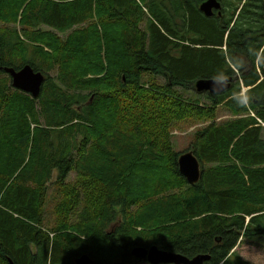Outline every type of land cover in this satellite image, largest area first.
Masks as SVG:
<instances>
[{"label": "trees", "instance_id": "trees-1", "mask_svg": "<svg viewBox=\"0 0 264 264\" xmlns=\"http://www.w3.org/2000/svg\"><path fill=\"white\" fill-rule=\"evenodd\" d=\"M16 2L0 0V264H75L83 255L93 264H139L132 248L154 245L188 258L210 255L205 264H249L233 250L242 237H264V141L253 118L221 126L216 120L221 106L233 115L257 112L252 99L254 94L264 97V82L245 98L239 83L230 101L228 94L185 96L199 79L226 77L227 28L211 35L200 17L194 23L191 16L200 9L193 0H21L9 11ZM43 27L75 30L62 41L51 31H40ZM192 29L198 36L207 32L211 40L195 38ZM241 29L239 23L234 27ZM42 40H51L54 49ZM256 45L252 42L253 63L262 47ZM260 59L264 65V52ZM26 65L45 77L38 98L15 90L5 72ZM119 76L124 78L118 82ZM257 81L255 75L244 86ZM137 96L151 113L125 104ZM108 107L126 119L124 135L114 128L120 132L115 143L111 137L116 133L105 132L104 157L111 163L102 161L96 138L104 127L97 112ZM257 113L264 123V114ZM205 121L211 123L196 134L204 143H191L184 152L193 151L210 168H202L200 183L189 185L177 166L181 152L172 150L170 157V134L180 124ZM141 145L146 148L141 161L148 152L152 158L141 175L159 181L171 163L180 182L179 192L161 188V198L152 196L141 211L142 216L148 210L151 231L140 226L136 240L128 223L112 229L114 209L125 208L126 199L137 205L147 183L128 187L121 181L126 197L111 178L128 167L123 164L135 169L133 155ZM155 164L156 171H149ZM72 172L76 177L70 184ZM53 179L64 186L58 189L63 203L47 212L38 188ZM91 181L96 189H90Z\"/></svg>", "mask_w": 264, "mask_h": 264}, {"label": "rangeland", "instance_id": "rangeland-1", "mask_svg": "<svg viewBox=\"0 0 264 264\" xmlns=\"http://www.w3.org/2000/svg\"><path fill=\"white\" fill-rule=\"evenodd\" d=\"M16 1H17L16 4H14L11 7H8L9 11L12 10L13 8H15L17 6V4H19V2L21 0H16ZM94 18L97 19L96 16ZM18 20H21V17H19ZM106 24H107V28H110L115 33H119L120 32V28L115 26L113 23H106ZM39 30L40 31H49V32L51 31L50 33L53 32L56 37H58L62 41H66L67 37L70 34H72L75 29L72 30V31H69L67 33L66 32L61 33V32H58V31H54V30L49 29L47 27H43V28H41ZM117 39H115V42H117ZM42 42L43 43H48L52 49H54V47H55L51 40L48 41V42L46 40H42ZM101 45H103V44H101ZM77 53H78L77 51L76 52H72L73 57ZM75 59H77V58H75ZM80 59L82 61H84L85 57L80 55ZM150 77L154 78V76H150ZM158 77H161V75H158ZM123 78H124V76H119L118 77V82L121 79H123ZM210 79H212V78H210ZM159 81L162 83L164 81V79L160 78ZM17 91H19V90H17ZM195 92H196L195 90L189 91V93H185V96H190L192 99H198V97L200 95H196ZM226 92H224V94ZM202 100L205 103L207 102L204 98ZM130 103L134 104V106H136V107L139 106V109L135 110L137 112H149V113L152 112L150 107H148V105L139 96H137V101H135V102H132V101L129 102V98L125 100V104H127V106L129 108H130ZM97 114L103 117V120L101 118H98V117H97V119L99 120V122H102V124L104 125V127L102 128L103 131L96 134L97 143L100 146V148L97 151H99L102 154L101 155L102 156L101 157L102 161H109V163H111L112 161H110L109 158L107 159L106 157H104L106 155V149L104 147L103 138L107 137L105 135V132L107 130H112V131H114L116 133L115 136L111 137L112 143H115L114 141L118 140L117 138L119 137L120 132L115 131L114 128H120L122 130V135H124L125 134V130H124L123 125L126 123V119L125 118H121L119 115L116 114V111L114 109L110 108V107L104 108V109L101 108L97 112ZM170 116L173 119V113H171ZM230 117H231V114L229 113V110L226 107L221 106V107L218 108V118L216 120L217 123L224 122L226 119H230ZM167 119H168V117H167ZM209 123H211V122L205 121V122H201V123H195V124L193 123L192 125H187V124L183 123V124H180L177 127V129H174L172 131V133L170 134L171 135V140H170L171 143L170 144H171V147H172L171 152H170V157L172 158V150H173V152H176V153L177 152H184V151L188 150L187 148L189 147L190 143L195 139V135L197 133H199L200 131H202L207 126V124H209ZM110 125L112 126L113 129L110 127ZM174 125H175V123H174ZM237 140H235L234 143ZM140 143H142V142L140 141ZM198 143H204V141L200 140ZM231 148H234V145H232ZM145 149H146L145 146L141 145L139 150L137 151L138 154L135 153L133 155V159L137 158V159H135V161H136L135 162V164H136L135 169L133 167H131L129 164L128 165L127 164H123V165L128 166L125 169L124 166H122L120 164H117V163H114L116 168H120L121 170L125 169V170L121 173V175L115 174V175H113L114 177L111 178L113 184H116L117 188L126 197H128L129 192H128V190L126 188L121 186V184H120L121 181L126 180V184H127L128 187H131L134 184V182H136V181H143V182L147 183V185H146L147 190L144 193H140V199L138 200L139 203L137 205H130L129 201L131 199L130 200L126 199L125 200V208H121V209L115 208L114 209L115 218L117 219V221H116L115 224L112 225V229L116 230L118 227H121V224L123 222L126 223V224L128 223L131 226V231H133V236L135 237V239H136V234L134 232H136V233L137 232H141L140 226H142L141 228H144V230L148 229V230H146L147 232L151 231L150 230L152 228L151 227V221H150V219H148L146 217V214H148L147 213L148 210H147V212L144 210L142 216H141V211L143 210V208H145V206H147V203H149V201L152 200V196H155L156 198H161V197H159L161 192H162L161 188H163L164 191H167L168 193H173L174 194V193L179 192L177 183L180 182V181H179L178 178H176L174 176L173 168H172V164L171 163H170L169 166L166 165V167L164 169V178L160 179L159 181L153 180L154 182L151 183L150 180H152V179H149L147 177V174L141 175V172L144 171V167L147 166V164H149L150 162H152L151 156L148 155L149 152L145 156L144 160L141 161L140 155L141 156L143 155V151ZM116 151L117 150H114L113 152H116ZM99 157H100V155H99ZM132 163H133V161L130 160V164H132ZM144 164H146V165H144ZM177 166L179 167V162L178 161H177ZM4 167L6 168L5 165H4ZM103 167L104 168L108 167V164L103 165ZM168 167H170V168H168ZM149 171H156V164H155V166L153 168H150ZM167 171H168V173H167ZM171 173H172V176H171ZM167 175L171 176V177L166 178ZM142 176H146V177H142ZM54 177L56 179V175ZM75 177H76V173L72 172L69 175L68 181H66V182L70 183V184H73L74 180H75ZM130 177L135 178V179L133 180ZM55 179H53L52 182L46 184L45 188L44 187H42V188L39 187L38 188V189H41L42 194L45 197V200H46V204L45 205H46L47 212H52L54 210V207H56L59 204L63 203V202H61L62 198H61V196L59 194V190L58 189H60V187L64 188V186L61 183H57L55 181ZM90 184H92L90 189H92V188L96 189L94 187V182L93 181L89 182L88 185H90ZM167 187H169L168 190H165V189H167ZM86 194H87V192H86ZM82 199L85 201L84 198H81V200ZM146 199H147V202H146ZM82 204H83V202H80V205H82ZM146 208H148V206ZM137 216H141L142 219H138L136 222L131 220L132 217H137ZM144 237L145 236L141 237V239L143 241H145ZM136 240H138V239H136ZM127 241H128V243H132L133 242L131 240V237H129ZM238 242L239 243H238L237 247L235 248V252L237 253V255H239V257L242 258L243 261H248L249 264H264V237H262V238L255 237V239H246V238L243 239V237H242L241 239H239ZM141 264H147V263L143 262Z\"/></svg>", "mask_w": 264, "mask_h": 264}, {"label": "flooded vegetation", "instance_id": "flooded-vegetation-1", "mask_svg": "<svg viewBox=\"0 0 264 264\" xmlns=\"http://www.w3.org/2000/svg\"><path fill=\"white\" fill-rule=\"evenodd\" d=\"M207 1L193 0V3H197L196 9H200V14H192L191 20L196 23L195 17H200L204 23L209 25L212 32L208 31V33H211V35L221 33L222 30L227 28L224 39L225 50H227L226 77L223 75L212 79L221 82L230 81V88L225 93V95L228 94L229 101L232 100L233 92L237 89L239 83L242 85L240 96H243L244 89H247V94L249 95L250 92L255 90L256 86L264 82V65L261 64L260 59L264 52V0H217L220 4V9L213 8L210 16H207L201 10V6ZM232 15H235V18L233 23L229 24L230 16ZM219 19L221 21H218ZM238 23L242 26V29L234 31V27ZM206 33L202 31L201 36H198L192 29V34L195 38L211 40L207 38ZM230 42L231 47H229ZM252 42L257 43L256 46L262 45L259 58L254 61L255 64L250 53L252 50L254 51ZM230 52L232 53L230 54ZM255 75L258 76L257 84L245 87L244 80L246 81ZM252 100L257 112L264 114V97L260 99L257 94H254ZM257 112L254 111L255 116L258 114ZM256 127L259 126L256 125ZM260 129L259 136L264 141V128L260 127ZM198 142L199 140L196 137L192 143Z\"/></svg>", "mask_w": 264, "mask_h": 264}, {"label": "water", "instance_id": "water-1", "mask_svg": "<svg viewBox=\"0 0 264 264\" xmlns=\"http://www.w3.org/2000/svg\"><path fill=\"white\" fill-rule=\"evenodd\" d=\"M213 8L220 9L217 0H208L201 6L202 12L210 16ZM5 72L12 78V85L15 89L38 98L42 91L44 77L35 74L30 65L24 66L21 70L5 69ZM199 93L210 92L212 94L224 93L229 90L228 81L221 82L216 79H200L195 83ZM180 174L190 185H196L201 181L200 161L193 152H187L179 157ZM131 255L141 262L149 264H205L211 260L210 255H198L188 258L179 253H173L159 249L156 245L151 247L137 246L132 248ZM75 264H93L89 255H83L75 260Z\"/></svg>", "mask_w": 264, "mask_h": 264}, {"label": "bare ground", "instance_id": "bare-ground-1", "mask_svg": "<svg viewBox=\"0 0 264 264\" xmlns=\"http://www.w3.org/2000/svg\"><path fill=\"white\" fill-rule=\"evenodd\" d=\"M29 6V5H28ZM19 13V12H18ZM18 18V17H17ZM24 57V56H23ZM35 74H40L42 77H44L43 76V74H41V73H36L35 72ZM44 81H45V77H44ZM228 83H229V85H230V81H228ZM44 84V83H43ZM212 95H220V94H212ZM244 97V96H243ZM245 98V97H244ZM249 114H251V116H255L254 115V111L253 110H249ZM256 117V116H255Z\"/></svg>", "mask_w": 264, "mask_h": 264}, {"label": "crops", "instance_id": "crops-1", "mask_svg": "<svg viewBox=\"0 0 264 264\" xmlns=\"http://www.w3.org/2000/svg\"><path fill=\"white\" fill-rule=\"evenodd\" d=\"M198 160L200 161V164H201V166H202L203 169H209V168H210L208 164H204V163H202L200 159H198ZM234 252H235V250L233 251V253H234ZM235 253H236V252H235Z\"/></svg>", "mask_w": 264, "mask_h": 264}]
</instances>
